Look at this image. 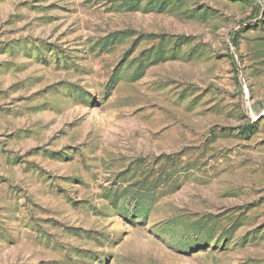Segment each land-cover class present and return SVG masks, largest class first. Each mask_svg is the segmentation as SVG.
<instances>
[{
	"label": "rangeland",
	"instance_id": "1",
	"mask_svg": "<svg viewBox=\"0 0 264 264\" xmlns=\"http://www.w3.org/2000/svg\"><path fill=\"white\" fill-rule=\"evenodd\" d=\"M0 264H264V0H0Z\"/></svg>",
	"mask_w": 264,
	"mask_h": 264
}]
</instances>
